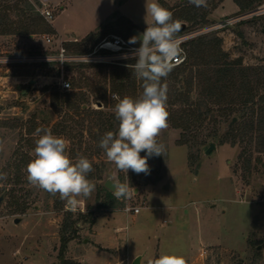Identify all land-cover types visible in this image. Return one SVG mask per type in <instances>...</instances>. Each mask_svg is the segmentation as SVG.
I'll return each mask as SVG.
<instances>
[{
	"label": "rangeland",
	"instance_id": "obj_1",
	"mask_svg": "<svg viewBox=\"0 0 264 264\" xmlns=\"http://www.w3.org/2000/svg\"><path fill=\"white\" fill-rule=\"evenodd\" d=\"M153 2L0 0V13L10 6L9 23L32 26L30 33L0 34V54L21 57L19 62L0 61V173L7 174L0 180V264H60L66 224L68 234L75 232L65 248L67 264H132L137 255H142L141 264H154L163 254L181 256L186 264H264V103L257 100L264 93V0L233 24L184 43L187 51L193 39H220L226 60L241 61L243 67L230 85L229 107L239 115L244 108L241 99L251 89L257 104L247 107L230 128L229 111L220 110L227 103L205 104L197 80L190 88L188 70L175 81L168 75L162 82L167 85V101H175L173 107L194 108L200 103L201 111L209 106L212 112L191 129L168 123L157 138L166 146L165 154L148 159L147 175L120 171L98 146L100 137L94 133L97 113H114L117 101L112 96L136 98L142 93L136 76L135 89L127 85L123 95L114 90L115 73L128 66L30 57L57 53L61 46L69 53L87 51L110 34L128 41L138 37L153 22L146 13V5ZM155 2L180 23L177 36L240 13L234 0H205L207 20H201L198 9L192 21L179 16L184 8L195 6L188 0ZM45 9L52 11V19L44 15ZM73 37L79 40H65ZM202 57L211 59L208 54ZM63 79L70 81L69 89L61 88ZM129 80L130 75L123 81ZM58 92L82 95L78 101L85 102L80 108L58 105ZM37 128L65 138L72 158L82 154L92 163L88 179L95 191L78 197L75 210L58 194L26 179V165L39 138L34 134ZM211 142L216 146L206 153ZM108 178L129 183L135 194L110 199L104 190ZM135 206L141 207L139 213L127 210Z\"/></svg>",
	"mask_w": 264,
	"mask_h": 264
},
{
	"label": "clouds",
	"instance_id": "obj_2",
	"mask_svg": "<svg viewBox=\"0 0 264 264\" xmlns=\"http://www.w3.org/2000/svg\"><path fill=\"white\" fill-rule=\"evenodd\" d=\"M197 7L206 6L205 0H188ZM146 13L152 17V24L129 43L139 41V48L132 53L134 64L127 65L142 81V93L136 97L114 95L116 132L108 131L99 140L107 159L122 172L132 170L136 174H149L148 159L165 154L166 146L158 141L162 130L168 127L166 80L183 54L181 40L177 36L181 25L173 19V13L158 2L146 5ZM39 138L35 141L33 158L26 165L27 181L51 195H57L66 206L75 210L78 197H89L95 191V184L88 179L93 166L82 154L72 158L68 151V141L54 135L50 129L37 128ZM141 152L145 155L141 156ZM128 178V176H127ZM7 174L0 173V180ZM116 199H127L135 194L129 183H111ZM154 264H186L183 257L163 254Z\"/></svg>",
	"mask_w": 264,
	"mask_h": 264
},
{
	"label": "trees",
	"instance_id": "obj_3",
	"mask_svg": "<svg viewBox=\"0 0 264 264\" xmlns=\"http://www.w3.org/2000/svg\"><path fill=\"white\" fill-rule=\"evenodd\" d=\"M236 4L239 6V12L242 13L246 11L248 8L254 6L257 1L260 0H234ZM39 2V0H37ZM10 6H7L4 9V12L0 13V34H6V33H30L32 26L30 25H22V26H15L8 22L7 15H8V9ZM32 8V7H31ZM198 9L202 10V13L200 14L201 20L206 21L207 17V11L204 8V6L201 7H188L187 9L184 8L181 14L179 15L180 18H184L186 20H195L198 16ZM39 14V13H38ZM189 50L187 48V57L184 63H182L180 66H176L170 75V79L172 81L177 80L180 73H184L185 71H189V77H188V84L191 88V85H193L194 81L197 80L196 84L199 85L200 88V94L201 98L206 99L204 102L205 104L210 103H227L225 107H222L220 110L223 113H226L229 111L230 113V119L228 121H232L233 117H236L237 120L235 123L238 122V119L241 117L240 115H243L246 112L247 107L252 108L257 102L264 103V93H262L259 96L258 101L255 100V92L251 89L249 95L247 97L242 98L241 102L244 104V108L241 110V112L234 113V108L229 107L230 104L233 102V98L231 97L232 93L230 92V85L233 83V80L235 76L238 74V72H242L243 67H241V61H231L229 62L226 60L227 54L223 52V50L220 47L221 40L218 38L210 39L207 36L199 37L198 39H193L189 41ZM203 54L210 55L211 59H204L202 57ZM128 64H125V66L129 64H134V59H129L127 61ZM122 65V64H119ZM119 67V66H118ZM130 75V80L128 83H125L123 80L126 78V76ZM215 75V77H214ZM133 69L129 67L123 68L121 71H117L113 77V80L117 82V84L114 85V90H117L122 95L127 91V88L132 87L133 89L136 88V78L134 77ZM247 78V76H246ZM248 79V78H247ZM261 83V82H260ZM264 85V82L262 83V86ZM260 86V85H259ZM172 87V91H174V87ZM264 87V86H263ZM171 91V92H172ZM190 91V89H188ZM184 95H188V93H184ZM188 98V96L186 97ZM79 99H83L82 95L75 94L73 92H58L56 95V100L58 105H61L63 103L68 104L69 106H78L79 108L82 107L83 103L85 101H78ZM227 100V101H226ZM170 104V105H168ZM175 104V101H167V111L169 113L168 117V123L172 124L175 127H183V128H189L191 129L193 126L201 125L206 118L208 114L212 112V109L208 106L206 108V111H201L200 103L196 107H188V108H175L172 105ZM264 117V116H263ZM94 121L96 123L97 129L94 130V133L99 136L100 138L108 131L116 132L118 127V121L115 119L114 113H108L104 111H99L94 117ZM264 120V119H263ZM261 119V123L264 125V122ZM230 122H228V127H232L233 125H230ZM65 127V126H64ZM96 128V127H95ZM229 128V129H230ZM26 160V159H25ZM102 178V175L99 176ZM104 190L107 193V196L110 197V199H115L116 197L113 195V191L108 189L106 186H104ZM68 225L66 224L64 226V229L62 231L61 235V247H60V253L59 257L61 258L60 264H67L68 259H66L64 252L65 248L67 247V244L70 239H72L75 235L74 233L68 234ZM257 253L260 254V250L256 249Z\"/></svg>",
	"mask_w": 264,
	"mask_h": 264
},
{
	"label": "built area",
	"instance_id": "obj_4",
	"mask_svg": "<svg viewBox=\"0 0 264 264\" xmlns=\"http://www.w3.org/2000/svg\"><path fill=\"white\" fill-rule=\"evenodd\" d=\"M255 10H250L248 12L239 13L235 16H228L218 21H215L211 24L198 28L197 30L183 33L178 35L181 40L180 47L183 49V54L180 56L177 61V65H181L185 62L187 57V51L184 43L190 39L197 37L199 35L208 33L209 31L222 29L234 22L244 18L246 14H249ZM44 15L50 20L53 18V13L50 9H45ZM46 40L48 42L52 41L51 36H47ZM140 44H132L129 41L119 34H110L103 37L98 43H96L91 49L79 53H69L64 46H61L57 53L54 54H32L31 58H40V59H52V60H61L62 63L67 61L80 62L84 64H96V63H111V64H128L127 61L132 59V53L135 49L139 48ZM60 58V59H59ZM4 59L21 61V57L17 55H4L0 54V61ZM60 86L63 89H69L71 86L70 81L63 79L60 81ZM127 210L134 213H139L141 210L140 206L127 207Z\"/></svg>",
	"mask_w": 264,
	"mask_h": 264
},
{
	"label": "water",
	"instance_id": "obj_5",
	"mask_svg": "<svg viewBox=\"0 0 264 264\" xmlns=\"http://www.w3.org/2000/svg\"><path fill=\"white\" fill-rule=\"evenodd\" d=\"M183 26H184V25H183ZM236 120H237V118H236V117H233L232 121L230 122V125H231L233 122H235ZM215 146H216L215 143H214V142H211L210 145H209V147L206 149V153H209L212 149L215 148ZM111 183H116V182L113 181L112 179L108 178V179H106V181H105V186H106L108 189H110L111 191H113V190H114V186H113ZM2 200H3V196L1 195V196H0V202H1ZM141 257H142V255H137V256L134 258L132 264H141Z\"/></svg>",
	"mask_w": 264,
	"mask_h": 264
},
{
	"label": "crops",
	"instance_id": "obj_6",
	"mask_svg": "<svg viewBox=\"0 0 264 264\" xmlns=\"http://www.w3.org/2000/svg\"><path fill=\"white\" fill-rule=\"evenodd\" d=\"M55 28H56V26H55ZM88 34L89 33H86V35L84 37H86ZM65 40H75V41H77V40H79V38L78 37H73V38H66Z\"/></svg>",
	"mask_w": 264,
	"mask_h": 264
}]
</instances>
